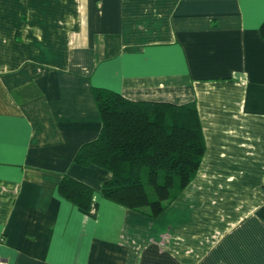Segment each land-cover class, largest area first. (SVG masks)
<instances>
[{"label":"crops","instance_id":"obj_1","mask_svg":"<svg viewBox=\"0 0 264 264\" xmlns=\"http://www.w3.org/2000/svg\"><path fill=\"white\" fill-rule=\"evenodd\" d=\"M263 21L264 0H0V264H264ZM95 89L197 108L199 168L157 216L74 161Z\"/></svg>","mask_w":264,"mask_h":264},{"label":"trees","instance_id":"obj_2","mask_svg":"<svg viewBox=\"0 0 264 264\" xmlns=\"http://www.w3.org/2000/svg\"><path fill=\"white\" fill-rule=\"evenodd\" d=\"M264 38V21L260 25ZM101 129L77 150L74 161L104 168L101 194L127 208L157 216L193 180L204 150L194 103L132 100L111 90H94ZM61 196L89 210L93 189L68 175Z\"/></svg>","mask_w":264,"mask_h":264}]
</instances>
